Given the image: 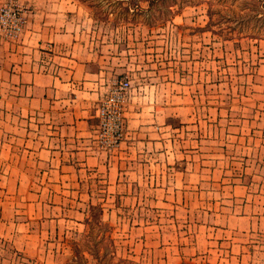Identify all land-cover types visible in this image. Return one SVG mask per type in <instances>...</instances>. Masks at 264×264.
Returning a JSON list of instances; mask_svg holds the SVG:
<instances>
[{
	"label": "rangeland",
	"instance_id": "374dc122",
	"mask_svg": "<svg viewBox=\"0 0 264 264\" xmlns=\"http://www.w3.org/2000/svg\"><path fill=\"white\" fill-rule=\"evenodd\" d=\"M47 1L58 2L51 12L73 15L94 48L119 57L125 70L110 83L131 80L120 145L96 143L112 155L133 153V186L118 191L108 175L92 177L82 194L7 192L0 146V201L22 203L25 218L44 214L27 202L54 203L47 211L60 219L57 231L53 221L37 242L56 253V264H90L93 251L107 254L101 264H264V0H177L171 8L143 0ZM22 2L28 24L31 8ZM137 4L145 11L124 10ZM90 204L104 206L108 225L85 224ZM1 244L7 264H45Z\"/></svg>",
	"mask_w": 264,
	"mask_h": 264
},
{
	"label": "crops",
	"instance_id": "0c3cea01",
	"mask_svg": "<svg viewBox=\"0 0 264 264\" xmlns=\"http://www.w3.org/2000/svg\"><path fill=\"white\" fill-rule=\"evenodd\" d=\"M24 1L31 13L23 34L16 42L0 43V146L7 192L82 194L92 177L99 182V177L108 175L116 190L131 189L133 153L124 156L121 145V151L112 155L96 143L99 101L111 77L125 70L117 63L119 57L107 53L104 45L94 48L84 40L73 15L51 12L58 2ZM127 135L133 138V112L127 119ZM21 205L0 201V264H7L1 241L28 257L56 264V253L43 250L37 242L45 227L47 235L52 232L48 225L53 221L57 231L60 219L51 218L47 211L56 206L44 199L27 202L26 206L44 214L25 218L19 216ZM91 206L105 209L90 204L86 216ZM37 223L43 230L36 235L30 227ZM26 226L27 232H22Z\"/></svg>",
	"mask_w": 264,
	"mask_h": 264
},
{
	"label": "built area",
	"instance_id": "2783aa9c",
	"mask_svg": "<svg viewBox=\"0 0 264 264\" xmlns=\"http://www.w3.org/2000/svg\"><path fill=\"white\" fill-rule=\"evenodd\" d=\"M28 8L22 0L0 2V43L16 42L25 30ZM109 90L97 107L99 146L113 150L118 148L124 136V102L131 80L127 76L112 80Z\"/></svg>",
	"mask_w": 264,
	"mask_h": 264
},
{
	"label": "trees",
	"instance_id": "16d2710c",
	"mask_svg": "<svg viewBox=\"0 0 264 264\" xmlns=\"http://www.w3.org/2000/svg\"><path fill=\"white\" fill-rule=\"evenodd\" d=\"M143 1H146L149 3L148 4L149 8H151L154 4H165L168 6V8H171L172 6L177 5V2H176L177 0H143ZM132 9H133V13L135 11H136V13L137 12L142 13L145 11V8H143L139 4H137L135 8L131 7L130 5H128L124 8V10L126 12H130V10H132ZM210 10H211V8H209V11ZM104 11L106 12V10H104ZM211 15H212V10H211L210 16ZM209 23L212 25V22H209ZM103 214H104V209L101 206H91L89 209V213L86 217L85 224L90 225L91 230H92V227H93L92 225H93L94 221H96L97 222L96 224H98V225H101V224L108 225V223L103 220ZM113 230H114L113 228L110 229V231H111L110 232V235H111L110 238L112 239L113 243L115 244V239L113 236ZM106 255H107L106 253L101 254L99 251H96V252L93 251L92 252V256H93L92 259L93 260L90 262V264H95L94 263L95 259L97 261V264H98V262H99V264H101L100 260L104 259V257H106ZM76 256H77V254H75L74 257H76ZM87 261H90V260H88V258H85V262H87ZM76 264H78V263H76ZM86 264H89V263H86ZM116 264H137V263L134 260L129 259V258H119ZM180 264H212V263H210V262L196 263L195 261H192L190 259V260H183Z\"/></svg>",
	"mask_w": 264,
	"mask_h": 264
}]
</instances>
